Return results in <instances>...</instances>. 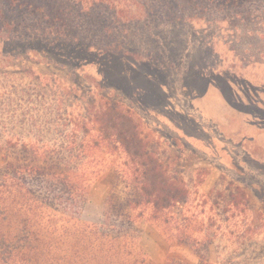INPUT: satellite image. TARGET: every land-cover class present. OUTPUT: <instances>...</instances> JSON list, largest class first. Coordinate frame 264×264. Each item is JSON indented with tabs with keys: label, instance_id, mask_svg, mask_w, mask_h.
Segmentation results:
<instances>
[{
	"label": "rangeland",
	"instance_id": "1",
	"mask_svg": "<svg viewBox=\"0 0 264 264\" xmlns=\"http://www.w3.org/2000/svg\"><path fill=\"white\" fill-rule=\"evenodd\" d=\"M66 1L65 7L79 15L68 22L77 42L38 30L36 23H24L22 33L14 24L25 14L23 8L0 0V134L54 143L55 131L44 120L58 111L82 116L91 105L117 100L140 119L170 173L188 182L191 195L179 209L180 229H200L203 243L193 254L196 250L177 243L173 234L164 237L155 226L140 222V242L152 264L176 258L186 264H198L200 258L215 264H264V163L246 150L260 145L261 135L244 123V135L223 136L219 124L203 113L184 114L181 92L189 72L211 66L240 79L254 72L264 76V0H250L244 12L232 14L215 11L207 1L209 10L189 5L177 18L150 1ZM32 118L35 129L28 127ZM187 136H199L201 146ZM123 161L116 157L115 163ZM215 163H227V173ZM230 182L247 188L249 201L224 213L214 199ZM109 192L107 179L93 185L84 219L104 220ZM243 231L250 238L243 239Z\"/></svg>",
	"mask_w": 264,
	"mask_h": 264
},
{
	"label": "trees",
	"instance_id": "2",
	"mask_svg": "<svg viewBox=\"0 0 264 264\" xmlns=\"http://www.w3.org/2000/svg\"><path fill=\"white\" fill-rule=\"evenodd\" d=\"M142 1L163 7L177 18L189 5L209 10L207 1L220 13H242L250 0ZM7 2L25 11L14 24L22 33L27 30L25 24L36 23L38 30L77 42L79 36L71 35L68 22L79 15L65 7L68 1ZM31 120L28 127L35 129L37 123ZM43 124L55 131L54 143L0 134V264H152L140 242L136 226L140 222L155 226L164 237L173 234L177 243L200 253V229H180L183 213L179 209L191 195L189 184L183 175L170 173L130 108L106 100L89 106L82 116L58 111ZM116 157L124 161L115 163ZM105 179L110 192L104 220L89 222L83 210L90 191ZM214 200L228 213L247 206L249 193L229 183L217 190ZM247 233L243 231V239L250 238ZM214 236L209 234L211 243ZM165 264L186 263L176 258ZM198 264L215 263L200 258Z\"/></svg>",
	"mask_w": 264,
	"mask_h": 264
},
{
	"label": "crops",
	"instance_id": "3",
	"mask_svg": "<svg viewBox=\"0 0 264 264\" xmlns=\"http://www.w3.org/2000/svg\"><path fill=\"white\" fill-rule=\"evenodd\" d=\"M242 76L244 78L240 79L233 72L225 69L217 70L212 66L209 70L189 72L181 91L185 103L182 110L185 115L203 113L219 124L223 136L225 134L228 137L244 135L242 127L246 126L244 123H247L249 127H252L253 133L255 132L253 130H257V136L261 135L262 143L246 150L250 156L264 163V153H261L264 151V87L260 86L264 85V76L255 72L249 76ZM187 137L194 144L201 146V142L198 143L199 136ZM215 143V149L220 152L219 140H215ZM215 166L227 173L224 169L227 163H215ZM234 185L241 186V184Z\"/></svg>",
	"mask_w": 264,
	"mask_h": 264
}]
</instances>
